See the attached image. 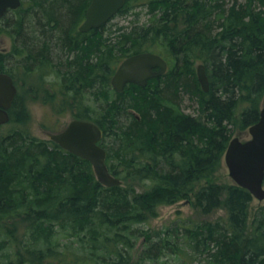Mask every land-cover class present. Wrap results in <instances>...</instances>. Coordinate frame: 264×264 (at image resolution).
Returning <instances> with one entry per match:
<instances>
[{
  "label": "trees",
  "instance_id": "obj_1",
  "mask_svg": "<svg viewBox=\"0 0 264 264\" xmlns=\"http://www.w3.org/2000/svg\"><path fill=\"white\" fill-rule=\"evenodd\" d=\"M225 1L149 0L148 23L109 28L107 22L88 32L77 29L90 0H21L4 13L0 34L9 37L12 49L0 52V71L15 84L18 75L33 72L59 79L55 93L78 106L73 118L100 127L108 170L122 181L104 186L88 160L32 136L23 86L16 84L7 129L0 135V227L14 218L22 225L17 237L16 226L0 229L8 239H0V250L10 243L34 245L29 249L37 260L9 264H48L49 255L64 251L57 250L60 236L85 241L77 264H156L165 252L179 264H264V205L248 223L250 192L232 182L210 181L232 131L245 133L256 123L264 99V0ZM131 5L125 0L112 19ZM140 51L160 54L167 71L144 86L129 83L114 91L110 78L117 64ZM12 56L17 63L7 67ZM195 61L204 65L206 92L198 84ZM183 95L195 102L196 115L180 108ZM46 99L60 105L54 97ZM88 101L99 106L92 109ZM202 180L194 207L206 215L222 209L224 218L176 223L157 238L134 227L156 216L159 205L189 199ZM137 237H143L144 247L132 261L131 240ZM11 253L17 259V249Z\"/></svg>",
  "mask_w": 264,
  "mask_h": 264
},
{
  "label": "water",
  "instance_id": "obj_2",
  "mask_svg": "<svg viewBox=\"0 0 264 264\" xmlns=\"http://www.w3.org/2000/svg\"><path fill=\"white\" fill-rule=\"evenodd\" d=\"M125 0H91L85 11L84 20L78 27L79 32L98 28L110 20L124 5ZM20 0H0V17L7 9H15ZM167 63L162 56L151 51H141L125 57L116 67L111 85L121 92L127 83L144 86L151 78L166 72ZM197 80L204 92L209 89V81L203 64L196 69ZM16 87L11 76L0 72V124L9 120V109L16 96ZM248 136L240 139L233 137L223 156L230 180L245 189L258 200L264 199V99L259 119L247 129ZM53 140L66 151L88 160L97 180L105 186L121 184L113 176L105 163L106 151L98 141L101 129L88 120L71 119L59 132L49 133Z\"/></svg>",
  "mask_w": 264,
  "mask_h": 264
},
{
  "label": "rangeland",
  "instance_id": "obj_3",
  "mask_svg": "<svg viewBox=\"0 0 264 264\" xmlns=\"http://www.w3.org/2000/svg\"><path fill=\"white\" fill-rule=\"evenodd\" d=\"M149 0H141L140 2H135L132 0V7L129 8V10L126 13L117 15L114 19L110 20L107 23V27L114 28L115 25L121 26V25H128L132 26L135 24H144L148 23L151 18L152 14L149 11L148 8V2ZM240 2L241 0H237ZM233 0H226L225 3L228 5L231 4ZM138 3V4H137ZM136 4V5H135ZM12 49V43L9 37L6 34H3L0 39V52H6ZM17 61V58H14L12 56V61L9 60L7 62V67H14L15 63ZM200 61H195L193 63V67L196 71V67ZM29 75V74H28ZM18 75L16 84L22 85L23 90L22 94H24L23 102L24 106L27 109V116H28V123H29V130L32 136L36 138H42L47 139L49 132H56L64 128L66 123L73 118V114L75 112V109L78 107L77 105H74L73 102L67 97V100L60 99V97L55 93V89L59 87L60 80L55 79L54 76L49 74H39L33 72L31 75ZM27 78V79H26ZM36 78V82H35ZM197 78V77H196ZM57 82H56V81ZM35 83V87H33ZM199 84V83H198ZM200 86V84H199ZM36 90H34V89ZM54 97L55 102L57 104H66L64 106V110L60 108H57L55 106H60L53 104L51 101L49 102L46 98ZM88 104H90L92 109L97 108L99 106V101H88ZM180 108L184 110V112L196 115V104L193 101L192 98L188 95H183L181 97V100L179 102ZM102 105H104L102 103ZM57 108V110H56ZM7 126L6 124L0 125V135L3 134L4 131H6ZM239 136L241 138H245L246 135L244 132L239 131L237 128H235L232 131V137ZM107 147L109 148V143L112 141V138L107 136L106 137ZM115 146L118 147L117 143L113 142ZM106 150V149H105ZM210 181H215L219 183H227L230 182V177L228 174V169L222 159L221 161V167L220 169L210 178ZM144 182H138L136 183L137 189L142 190L144 188ZM205 184V180H202L198 182L193 192L190 194L189 199H184L178 202H175L173 204L168 205H159L157 207V214L156 216H153L149 218L147 222L142 223H136L134 224V227H137L139 229H146L149 233H152V235L157 238V234L162 232L159 235H163V233H166V230L168 228L173 227L176 225V223L182 224V225H195L198 223H201L203 221H213L217 218H224L225 212L222 209H219L213 213L210 214H203L201 213L196 207L193 205V196L195 192ZM264 205V199L258 200L257 198H253L251 204H250V210H249V218L248 223H250L255 210L260 206ZM20 219L14 218L9 220H3V227L1 228H13L16 226L17 230L15 231L16 237L17 233L19 234V227L22 225V223L19 225ZM1 225V222H0ZM7 237L4 234H1L0 239ZM19 238V236H18ZM19 242V240L17 241ZM65 244V247L63 244ZM131 242L133 243V247L129 250L130 259L132 261L138 260V257L141 253L142 248L144 247L143 244V237H137L136 239H132ZM60 244L61 247H58L57 250L61 251L64 250L61 254H51L48 257V260L46 262L48 264H64L62 261L64 259H67L68 262L75 261L77 262L78 259L82 258L81 255L82 249H87L85 246V241L78 242L76 239L67 240L66 238H63L60 236ZM40 247V246H39ZM12 248L17 249L18 257L16 259V255L12 254ZM36 249L34 245L29 246L28 248H25L24 246H20L18 244H8L4 249L0 250V264H9V262L18 263L19 258H23L24 260H30L31 256L34 260H37L34 258L35 253H32L31 250ZM44 248V246H42ZM86 253V252H85ZM77 264V263H76ZM156 264H179V259L177 256L170 252H165L163 255L159 256L157 259ZM183 264V263H182ZM193 264H199L196 261Z\"/></svg>",
  "mask_w": 264,
  "mask_h": 264
}]
</instances>
